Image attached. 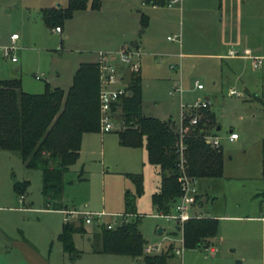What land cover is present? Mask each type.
<instances>
[{"label": "rangeland", "instance_id": "1", "mask_svg": "<svg viewBox=\"0 0 264 264\" xmlns=\"http://www.w3.org/2000/svg\"><path fill=\"white\" fill-rule=\"evenodd\" d=\"M235 1L238 45L223 44L218 25L219 0L182 1L171 9L144 7L140 0H122L121 4L99 1L100 14L79 12L57 21L60 34L44 25L39 13V5L43 4L37 0H16L9 4V12L0 5V42L6 43L11 34L19 38L15 64L0 52V81L19 79L24 93L42 94L45 84L66 91L79 63L94 60L97 52H113L110 49L133 32L131 39L148 44L149 57L143 59L148 72L140 82L142 116L170 120L177 128L180 104L186 109L206 99L212 105L215 117L208 122L205 115L199 114L197 125L218 139L223 155L222 176L196 181L193 214L195 219H215L217 234L197 239V248H182V228L158 217L152 208L155 171L146 163L143 148L117 146L116 133L121 129L118 109L110 115L112 130L87 135L75 164L63 175V201L67 207L83 214L111 215L122 214V195L124 191L133 192L124 175L140 174L142 194L135 200V216L127 217L125 224L136 222L146 244L159 246L155 255L168 250L172 257L166 264H262L264 0ZM140 14L147 17L144 27L139 25ZM144 28L145 32L139 34ZM173 35H179V49L166 40ZM229 49L237 56L249 53L261 57L257 68L243 58H216ZM194 82L203 90H195ZM174 88L178 92L173 93ZM229 90L239 96H228ZM206 111L210 114L208 107ZM217 126L219 130L215 131ZM183 129L187 132L192 128L186 124ZM229 131L237 135L236 141H227ZM22 181L27 183L23 204L12 190L13 182ZM63 217L61 212L44 210L40 173L26 170L16 153L0 151V264L141 263L140 257L91 252V235L97 231H89L87 226H82L84 234L72 236L80 255L70 262L57 242ZM158 228L160 234H156ZM180 248V253L173 252Z\"/></svg>", "mask_w": 264, "mask_h": 264}, {"label": "trees", "instance_id": "2", "mask_svg": "<svg viewBox=\"0 0 264 264\" xmlns=\"http://www.w3.org/2000/svg\"><path fill=\"white\" fill-rule=\"evenodd\" d=\"M142 6L162 7V0H141ZM87 0H67L64 9L41 12L46 27H58L57 21L66 20L74 11L85 9ZM98 9L97 0L89 6ZM98 72L95 63H81L74 71L66 91L49 88L39 95L21 91L20 80L0 81V150L16 153L26 170L40 173V194L44 209L62 210V177L72 166L80 149L83 134L99 133ZM127 96L112 106L110 115L119 110L121 129L116 133L122 148L145 152L146 163L157 169L159 185L150 196V204L158 214L169 213L180 195L177 182L182 173L193 181L218 179L222 176L223 155L220 148L205 144L203 129L190 127L180 132L168 121H159L141 114L140 79L131 74ZM207 109V108H206ZM206 109L199 114L211 122L213 115ZM187 118L182 120V127ZM216 129V128H215ZM181 147V151H180ZM133 186V192L124 191L123 215L135 216V200L142 194L140 174L124 175ZM260 178L264 182V147L260 156ZM27 183L13 182V192L21 196ZM264 195V191L262 193ZM91 252L107 255L140 257V264H166L172 257L167 250L162 255H146V242L137 230L136 222L113 229L93 228ZM82 222L78 225L62 223L57 242L70 262L80 253L74 249L72 236L84 234ZM217 234L213 218L189 219L182 225V248H197L196 240L209 239ZM208 246V245H207ZM206 246V247H207ZM262 264H264V224Z\"/></svg>", "mask_w": 264, "mask_h": 264}, {"label": "built area", "instance_id": "3", "mask_svg": "<svg viewBox=\"0 0 264 264\" xmlns=\"http://www.w3.org/2000/svg\"><path fill=\"white\" fill-rule=\"evenodd\" d=\"M163 5L167 9L174 8L179 5L182 0H162ZM142 5V4H141ZM54 33H59V28H53ZM18 36L11 34L8 37L6 43L0 45V52L2 56L9 61V63H16L15 53L18 50L16 42ZM166 40L179 44L180 40L177 35L172 37H166ZM236 52L228 51L227 57H236ZM142 53L135 48H122L115 53L109 52H97L96 53V66L98 72V107H99V133L104 134L112 130V124L110 120V112L112 106L119 103L120 99L125 98L128 94L127 88L123 85V79L120 72L116 70V65L126 67L130 74H136L139 71L140 58ZM260 62V58H251L252 68L256 69ZM37 79V78H36ZM195 90H202V86L194 82ZM178 92L177 88L173 89V93ZM228 96L238 97L239 95L233 90L228 91ZM208 107L207 100L195 101L191 106L185 107L180 104L179 124L178 129L180 132H184L182 127V120L187 118V125L189 127L197 126L199 120L198 115L201 110ZM189 110V112H185ZM237 139V135L233 132H229L227 136L228 142H234ZM205 144L212 148H219L218 139L210 134H204ZM181 151V147H180ZM180 188V195L169 213L158 214V217L163 218L166 222H171L175 228H182V225L189 219L194 218L192 209L197 202V196L195 193L196 182L187 178L183 173L177 180ZM63 223H72L81 219L82 225L93 226L95 228L104 227L106 230H113L126 222V218L129 217L123 214H111L106 215L102 213L96 214H83L74 210H68L62 212ZM109 218V221H104V218ZM182 247V245H181ZM209 253L212 252L211 248H205ZM159 251V246H150L145 244L143 247V253L146 255H155ZM180 249H175L173 252L178 254Z\"/></svg>", "mask_w": 264, "mask_h": 264}, {"label": "crops", "instance_id": "4", "mask_svg": "<svg viewBox=\"0 0 264 264\" xmlns=\"http://www.w3.org/2000/svg\"><path fill=\"white\" fill-rule=\"evenodd\" d=\"M15 1L16 0H0L1 8H6L7 7L8 8V11H6V12H9V10H10L9 7H8L9 4H13ZM37 1L38 2H41V4H43V5H39L40 6V8H39L40 16H41V12L44 11V10H49V9H54V8L55 9H60V10L61 9H64L66 7V3H67V0H37ZM92 1L93 0H87V6H86V8L85 9H82V10L74 11L72 13V15L75 14V13L86 12V11H89L90 13L100 14L101 13V10L99 9V3H98V9H96V10L95 9H91L89 7L90 6V3ZM99 1L101 3H104V2L110 3V2H113V1L119 2L120 4L122 3V0H97V2H99ZM182 1H186L187 3H189V2H191L193 0H182ZM182 1L180 2V4L182 3ZM62 2H64V4H65L64 6H61ZM140 3H141V0H140ZM55 4H59V5H55ZM144 7H148V8H152V9L153 8H156V7H149V6H144ZM218 10L220 12V19H219L218 25H219V29H220V33H221V39L223 41V44H225V45H227V44L228 45H238V44H240L239 43V34H237L238 29H237V27L235 25V21H236L237 16H238V4L236 3L235 0H219ZM146 24H147V17L144 16L143 14H140V16H139V25L141 27H144V26H146ZM50 28H54V27H50ZM144 32H145V28L142 31H138L139 34L140 33L142 34ZM60 33H61V29H59V34ZM129 35H128V37H127L126 40H123L122 41V43H120L119 45H116V47H114L113 49H110V50H113V52H110L109 51V53H115V52L119 51L122 48H135V49L140 50L141 53H142V56L140 58L139 71L135 75H138L139 76V79H140V82H141V79L143 78V75L145 74V72L146 73L148 72L147 62H145V61L143 62V59L145 57H149V54L147 53V50H148V46L147 45L148 44H147V42L145 40L142 42L141 40L131 39L132 38L131 36H133V32L130 33ZM177 36L179 37V35H177ZM62 37H63V35H62ZM18 40H19V38H18ZM4 43L5 42H0V45L1 44H4ZM175 45L178 47V49L180 48V43L179 44H175ZM228 51H231V50L229 49ZM228 51H227V53H228ZM94 56H95V59L94 60L88 61V62H83V63H95L96 62V53L94 54ZM255 57L261 58L259 56H251L249 53L247 55H244V56H237L236 55V57H227V54H225L223 56L216 55V58H218L221 61H224V60H234V59H239V58H243V59H246V60L251 61V58H255ZM175 58H177L178 65H179L180 55H177ZM13 64H15V63H13ZM79 64H81V63H79ZM174 67L177 68V65H175ZM116 70H118L120 72V75H121V77L123 79V82L122 83L127 88L128 83H129V78H130V75H131L129 73L128 69L126 67L116 65ZM12 79H15V78H10L9 80H12ZM202 90H203V88H202ZM202 90H197V91H202ZM211 106H212L211 104H208V110L213 115V117H215V114L212 111V107ZM216 128H218V130H219V127L218 126ZM229 132H232V131H229ZM93 134H97V133H90V134H83L82 135L81 142H80V149H81V143L83 142V140L84 139H87L86 137H89L87 135H93ZM100 138H102V137L100 136ZM237 139H238V137H237ZM116 143H117V138H116ZM117 146H118V144H117ZM120 148H122V147H120ZM80 149H79V152H78V157H79V154H80ZM139 149H142V148H139ZM144 155H145V152H144ZM145 161H146V159H145ZM152 168L155 171L156 180H157L156 181V186H155V189H154V192H155L157 190L158 185H159V179L160 178H159V174H158L157 169L154 168V167H152ZM29 171H32V170H29ZM62 180H63V177H62ZM24 195H25V191H24V193L21 196H19V197L22 198L21 199V202H20L21 204H23ZM202 202H204V201H202ZM61 204L63 206L62 207V210H55V212H61L62 213L63 211L74 210L72 206L67 207V205L63 201V188H62ZM44 210H46V209H44ZM192 212L193 213H196L195 212V208L192 209ZM207 218H211V217H207ZM79 220L82 221L81 219H77V221L72 222V224L75 225V226H77ZM104 221L108 222L109 221V218L105 217L104 218ZM260 221L264 224V217H261L260 218ZM82 226H85V225H82ZM87 228L89 229V231H91V229H93L95 227H93V226H87ZM83 230H84V228H83Z\"/></svg>", "mask_w": 264, "mask_h": 264}, {"label": "water", "instance_id": "5", "mask_svg": "<svg viewBox=\"0 0 264 264\" xmlns=\"http://www.w3.org/2000/svg\"><path fill=\"white\" fill-rule=\"evenodd\" d=\"M215 131H218V128H216ZM202 201H205V200H202ZM160 233H161V229L158 228V229L156 230V234H160Z\"/></svg>", "mask_w": 264, "mask_h": 264}]
</instances>
